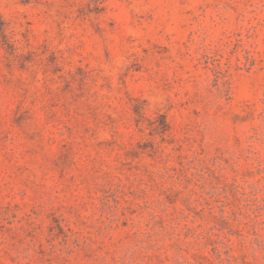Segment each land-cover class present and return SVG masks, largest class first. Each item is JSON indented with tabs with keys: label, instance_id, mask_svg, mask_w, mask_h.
<instances>
[{
	"label": "rangeland",
	"instance_id": "obj_1",
	"mask_svg": "<svg viewBox=\"0 0 264 264\" xmlns=\"http://www.w3.org/2000/svg\"><path fill=\"white\" fill-rule=\"evenodd\" d=\"M0 264H264V0H0Z\"/></svg>",
	"mask_w": 264,
	"mask_h": 264
}]
</instances>
